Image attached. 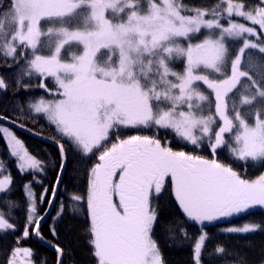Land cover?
I'll return each instance as SVG.
<instances>
[{
    "label": "snow or ice",
    "instance_id": "6c2138e0",
    "mask_svg": "<svg viewBox=\"0 0 264 264\" xmlns=\"http://www.w3.org/2000/svg\"><path fill=\"white\" fill-rule=\"evenodd\" d=\"M0 60L16 74L14 82L0 76V92L28 94L26 105L0 113L8 152L0 157L8 211L0 210V235L18 231L11 167L31 177L23 185V230L6 264H37L34 250L21 246L30 235L54 249L56 264L66 252L56 227L63 200L51 216L53 239L42 233L60 175L52 188L43 186L48 165L14 128L43 134L25 121L54 130L61 174L68 151L97 158L86 200L71 194L68 201L73 213L86 202L96 264H165L154 238L161 226L171 241H192L193 264H204L209 226L264 209V174L248 179L236 167H264V0H0ZM33 89L43 92L33 96ZM125 129L150 134L125 137ZM169 190L184 219L162 224L159 200ZM188 222L199 226L194 240ZM258 230L255 222L219 228ZM214 251L220 264H248L224 244Z\"/></svg>",
    "mask_w": 264,
    "mask_h": 264
},
{
    "label": "trees",
    "instance_id": "16d2710c",
    "mask_svg": "<svg viewBox=\"0 0 264 264\" xmlns=\"http://www.w3.org/2000/svg\"><path fill=\"white\" fill-rule=\"evenodd\" d=\"M216 0H185V3H190L198 6L211 5ZM251 3H255L256 0H250ZM0 76H4L7 81L14 82L16 78L15 71L8 68L2 60H0ZM35 83V82H34ZM14 87V83H13ZM43 90L33 89L31 95L36 96L42 94ZM14 96L19 97V100H14ZM28 94L23 91L13 92L9 91L7 95L0 92V113H6L11 115L15 109L17 103L26 105ZM3 122L0 121V124ZM28 127L35 129L38 133L43 135H37L34 137L32 133L24 134L21 130L14 128L16 135L21 138L31 153L43 159L47 163L45 173L40 177L43 186L52 188L59 175V169L55 166L60 163V156L58 148L50 144L48 140L54 141L52 136L54 130L46 126L43 120L38 122L25 121ZM163 132V130H162ZM135 134H150L147 130L140 133L137 129H125L123 135L125 137ZM170 138V137H169ZM55 142V141H54ZM174 150L181 148V145L173 142L171 145ZM67 148V145H66ZM191 146H189V149ZM200 152V150H197ZM204 155H208L207 151H204ZM68 159L64 167L62 178L60 180L59 189L57 192V201H54V206L51 208L50 216L42 224V233L48 240H52L49 226L52 224L51 216L56 215V209L59 206L58 201L63 200L65 202V213L61 219L56 222L57 231L59 233L58 243L66 249L63 257V264H93L95 258L92 255V248L89 244V218L87 214L86 202L82 208L77 209L73 213L71 207L68 205L69 197L71 194H79L85 196L88 186V170L91 165L97 162V158L92 156L90 158L81 159L71 151L67 153ZM8 152L4 147V141L0 140V157H7ZM237 170L241 171V174L248 179H256L259 175L264 174V167L259 165L249 166L247 169L241 166V163L236 165ZM11 174L14 178L12 185L13 191L11 193L12 198L19 202L21 207L19 210H13L14 217H18V231L16 235H19L23 230L24 216L26 206L24 204V189L23 185L31 179L29 175L17 174V169L11 167ZM35 190L37 193L40 191V186L36 185ZM74 203V202H73ZM47 207V205H45ZM0 210H3L7 216L8 211L5 208L2 201H0ZM159 210L161 216V222L167 221L172 216H180L182 214L180 210L175 207L167 198H161L159 200ZM241 221L255 222L261 225L262 230H258L251 234H224L219 231L221 224L218 226H209L208 231L212 234L206 248L204 249L202 260L204 264H220V261L215 257V246L217 243L224 244L229 250H235L243 255L248 264H262L264 262V211L261 209L251 210L250 215H243L237 218L231 219L225 224L241 225ZM223 224V225H225ZM198 225L188 222L189 234L196 238L198 233ZM16 235H0V264H6L9 257V253L15 246ZM160 246L165 264H193V246L192 241H171L165 235L164 228L158 227L154 237ZM21 246H26L34 250L32 259L40 264V261H46V264H56L57 254L49 249H46L39 244L33 235H30L28 239L21 240ZM209 253L213 255L210 257ZM228 259H232L229 257Z\"/></svg>",
    "mask_w": 264,
    "mask_h": 264
},
{
    "label": "water",
    "instance_id": "95a60500",
    "mask_svg": "<svg viewBox=\"0 0 264 264\" xmlns=\"http://www.w3.org/2000/svg\"><path fill=\"white\" fill-rule=\"evenodd\" d=\"M3 122V121H2ZM4 123V122H3ZM10 127H12L11 125H9ZM16 129H19V130H21V132L22 133H24V134H26V133H28V134H30L29 132H27V131H25V130H22V129H20V128H16ZM31 135H33V134H31ZM34 137H37V135H33ZM48 142L50 143V144H52V145H54L55 147H57V145H56V143L54 142V141H49L48 140ZM58 148V147H57ZM64 170V169H63ZM63 173V172H62ZM59 175H60V180H61V178H62V174L61 173H59ZM50 211H51V209H50ZM44 222H42V224H43ZM35 238V237H34ZM35 240L39 243V244H41L43 247H45L46 249H49V250H51V251H53V252H55L54 251V249L53 248H51V247H49L47 244H45V243H42L40 240H38V239H36L35 238ZM56 253V252H55Z\"/></svg>",
    "mask_w": 264,
    "mask_h": 264
},
{
    "label": "rangeland",
    "instance_id": "374dc122",
    "mask_svg": "<svg viewBox=\"0 0 264 264\" xmlns=\"http://www.w3.org/2000/svg\"><path fill=\"white\" fill-rule=\"evenodd\" d=\"M179 149V148H178ZM33 154V153H32ZM35 191H37V190H35ZM163 195H165V196H163V198L166 200L167 198L168 199H170V197H171V192H170V190L169 191H167V192H165ZM176 207V206H175ZM256 209H261V208H259V207H257ZM261 210H263L264 211V209H261ZM235 218H237V217H235ZM232 219H234V218H232ZM194 223V222H193ZM226 223V222H225ZM225 223H222L221 225V228H223V227H227V226H229V224H225ZM223 224H225V225H223ZM232 225V224H231ZM235 226H241V225H235ZM232 235H234V234H232ZM93 264H96V260H95V262H93Z\"/></svg>",
    "mask_w": 264,
    "mask_h": 264
},
{
    "label": "flooded vegetation",
    "instance_id": "af4514ba",
    "mask_svg": "<svg viewBox=\"0 0 264 264\" xmlns=\"http://www.w3.org/2000/svg\"><path fill=\"white\" fill-rule=\"evenodd\" d=\"M163 196H165V195H163ZM163 196H162V198H163ZM170 202L172 203V204H174L177 208H178V206L176 205V203H175V201H174V198H173V196L171 195V197H170Z\"/></svg>",
    "mask_w": 264,
    "mask_h": 264
},
{
    "label": "bare ground",
    "instance_id": "6f19581e",
    "mask_svg": "<svg viewBox=\"0 0 264 264\" xmlns=\"http://www.w3.org/2000/svg\"><path fill=\"white\" fill-rule=\"evenodd\" d=\"M245 222H247V221H245ZM245 222L241 221V225H242L243 223H245Z\"/></svg>",
    "mask_w": 264,
    "mask_h": 264
}]
</instances>
